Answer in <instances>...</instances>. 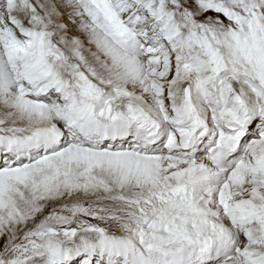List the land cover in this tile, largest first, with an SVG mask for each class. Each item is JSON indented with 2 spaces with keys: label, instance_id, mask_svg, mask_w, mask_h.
<instances>
[{
  "label": "snow or ice",
  "instance_id": "snow-or-ice-1",
  "mask_svg": "<svg viewBox=\"0 0 264 264\" xmlns=\"http://www.w3.org/2000/svg\"><path fill=\"white\" fill-rule=\"evenodd\" d=\"M0 264H264V0H0Z\"/></svg>",
  "mask_w": 264,
  "mask_h": 264
}]
</instances>
